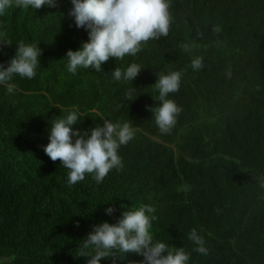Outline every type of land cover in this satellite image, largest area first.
I'll return each mask as SVG.
<instances>
[{
  "label": "trees",
  "instance_id": "1",
  "mask_svg": "<svg viewBox=\"0 0 264 264\" xmlns=\"http://www.w3.org/2000/svg\"><path fill=\"white\" fill-rule=\"evenodd\" d=\"M72 7L56 0L0 16V38L12 41L0 46V64L8 65L20 41L42 49L33 79L14 76V94L0 85V264H87L80 245L93 226L115 224L143 205L155 208L153 243L183 247L188 264H264V0H170L167 37L149 40L135 56L110 58L101 71L75 74L67 51L89 34L76 27ZM197 56L204 67L193 70ZM132 63L143 68L133 82L113 79L116 67ZM172 71L182 73L181 84L168 98L182 112L161 134L147 106L162 103L153 97L157 73ZM73 111L74 130L90 134L107 119L134 131L118 149L122 169L101 183L86 174L69 186V170L45 154L51 122ZM182 185L189 190L178 191ZM193 228L207 255L193 250ZM113 253L101 264L144 260Z\"/></svg>",
  "mask_w": 264,
  "mask_h": 264
},
{
  "label": "clouds",
  "instance_id": "2",
  "mask_svg": "<svg viewBox=\"0 0 264 264\" xmlns=\"http://www.w3.org/2000/svg\"><path fill=\"white\" fill-rule=\"evenodd\" d=\"M70 15L74 17L77 28L88 31L89 40L78 50L67 51V71L75 74L78 68H92L101 71L102 65L109 59L123 60L125 56H135L142 50V45L149 40L167 37L172 23L170 0H71ZM55 6L56 0H0V16L13 7L37 10L44 5ZM213 32L219 34L221 26L215 25ZM11 45L8 38H0V46ZM184 52H191L193 46L185 43ZM42 49L36 45L20 41L16 54L8 65L0 64V85L6 87L8 94H14L16 85L11 83L14 76L33 79L40 62ZM190 67L200 70L204 67L203 57L192 59ZM143 68L132 63L125 71L116 67L112 72L115 81L133 82ZM229 76L231 72L227 73ZM154 87L159 95L154 99L162 102L159 106H147L161 134H170L182 108L168 98L170 93L180 90L182 73L172 71L168 74L157 73ZM131 96V91L128 93ZM79 120L78 114L70 112L66 118L51 122L50 142L44 146L45 154L53 161H60L68 172V184L74 185L92 174L97 183H101L112 169L123 167L118 149L127 145L134 138V131L129 123H113L105 119L103 126L88 130L73 129ZM75 137V139H74ZM264 188V176L259 178ZM189 186L182 185L178 191H188ZM115 209H106L108 215ZM155 208L143 205L139 209L123 212L117 223L107 221L93 226L80 245V256L88 257L87 264H101L102 258L120 254L135 253L142 255L140 264H188L189 254L183 247L169 249L164 242L153 243L150 234L151 221L157 219ZM78 226V222H77ZM189 240L195 245L194 251L207 255L204 238L193 228ZM91 249V251H89Z\"/></svg>",
  "mask_w": 264,
  "mask_h": 264
}]
</instances>
